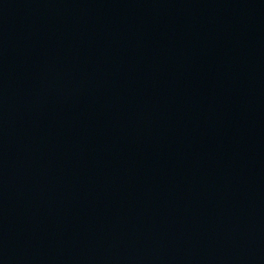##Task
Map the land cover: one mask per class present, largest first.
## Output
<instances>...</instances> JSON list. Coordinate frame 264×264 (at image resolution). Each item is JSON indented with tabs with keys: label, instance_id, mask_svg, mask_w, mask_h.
<instances>
[{
	"label": "water",
	"instance_id": "obj_1",
	"mask_svg": "<svg viewBox=\"0 0 264 264\" xmlns=\"http://www.w3.org/2000/svg\"><path fill=\"white\" fill-rule=\"evenodd\" d=\"M3 0H0V4L2 3Z\"/></svg>",
	"mask_w": 264,
	"mask_h": 264
}]
</instances>
